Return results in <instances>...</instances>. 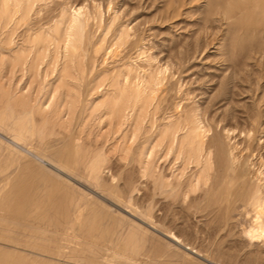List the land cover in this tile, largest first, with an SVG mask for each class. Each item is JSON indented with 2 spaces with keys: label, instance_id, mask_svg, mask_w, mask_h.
<instances>
[{
  "label": "rangeland",
  "instance_id": "obj_1",
  "mask_svg": "<svg viewBox=\"0 0 264 264\" xmlns=\"http://www.w3.org/2000/svg\"><path fill=\"white\" fill-rule=\"evenodd\" d=\"M9 1L0 0V257L10 253L3 259L11 264H264V242L242 232L250 217L240 203L232 197L224 211L215 200L255 187L264 198V68L254 59L247 60L254 69L232 66L235 24L218 16L217 35L200 31L208 0ZM205 41L213 44L194 51ZM192 132L202 146L190 143ZM218 149L236 164L239 181L221 179L233 170L217 164ZM169 230L182 241L171 242Z\"/></svg>",
  "mask_w": 264,
  "mask_h": 264
},
{
  "label": "bare ground",
  "instance_id": "obj_2",
  "mask_svg": "<svg viewBox=\"0 0 264 264\" xmlns=\"http://www.w3.org/2000/svg\"><path fill=\"white\" fill-rule=\"evenodd\" d=\"M9 1V0H8ZM21 1V0H20ZM46 1V0H45ZM10 2V1H9ZM35 2V1H34ZM43 2H44V0H43ZM178 2V1H177ZM208 7L206 8L207 10H206V12H205V16H204V14H202V16H204V23H203V25H204V30H201L200 29V31H205L206 33H207V36L209 35V36H214V35H217L216 33H217V26H215V22L217 21V20H219L218 19V16H220V18H224V19H228V20H231V22L233 23V24H235V26L234 27H231L232 28V30L230 31L231 32V34H230V36L232 37V43H231V45H230V49H231V60H232V66L233 67H235L236 68V66H237V64H238V66H240V68H242V69H244L245 67H251V69H254V68H252L253 66H251V64L247 61L248 59L249 60H251V59H254L255 60V65H254V67L256 66L258 69L259 68H264V0H208ZM40 3H41V0H40ZM112 3V2H111ZM5 4V3H4ZM10 4V3H9ZM21 4H23V3H21ZM180 4H181V2H180ZM5 5H7V4H5ZM11 5V4H10ZM15 5V4H14ZM27 5V4H26ZM30 5V4H29ZM18 6V5H17ZM19 6H20V4H19ZM18 6V7H19ZM17 7V8H18ZM179 7H181V6H179ZM12 8V7H11ZM25 8V7H24ZM28 8V7H27ZM8 9V8H7ZM6 9V6H5V10H7ZM13 9V8H12ZM15 9V8H14ZM205 10V9H204ZM18 11H19V9H18ZM22 11V10H21ZM24 11V10H23ZM31 11V10H30ZM179 11L180 10H178V12H176V13H179ZM76 12H78V11H76ZM80 12V11H79ZM204 13V12H203ZM15 14V13H14ZM17 14H18V12H17ZM16 14V15H17ZM175 15V14H174ZM14 16V15H13ZM179 16V15H178ZM172 17V16H171ZM20 18H23V17H20ZM25 19H26V17H24ZM23 18V19H24ZM28 18V17H27ZM162 18V17H161ZM164 19V18H163ZM202 19H203V17H202ZM10 20V19H9ZM20 20V19H19ZM76 20V19H75ZM221 20V19H220ZM223 20V19H222ZM221 20V21H222ZM223 21H226V20H223ZM242 21H248V23H246V24H244V25H241V22ZM21 22V21H20ZM19 22V23H20ZM80 22V21H79ZM227 22V21H226ZM72 23V21L70 22V24ZM228 24V23H227ZM78 25V24H77ZM77 25H75V27L77 26ZM83 25V24H82ZM200 26H201V24H200ZM71 27H73L74 28V26L72 25ZM70 27V28H71ZM81 28H82V26H80ZM230 27V26H229ZM78 28H79V26H78ZM77 28V31L80 33V31H79V29ZM128 29V28H127ZM82 30H83V28H82ZM85 30V29H84ZM131 30V29H130ZM67 31H69V30H67ZM128 31H129V29H128ZM127 31V32H128ZM198 31H199V29H198ZM84 32V31H83ZM75 33V32H74ZM79 33H77L76 32V36H77V34H79ZM196 33H197V31L195 32V36H196ZM199 33H201V32H199ZM82 34V33H81ZM80 34V35H81ZM84 34V33H83ZM138 34V33H137ZM202 34V33H201ZM198 35V34H197ZM204 35V34H203ZM89 36V35H88ZM82 37H83V35H82ZM82 37H80V38H82ZM125 37V36H124ZM129 37H130V35H129ZM140 37V36H139ZM197 37V36H196ZM202 37V36H201ZM127 38V37H126ZM210 38V37H209ZM212 38V37H211ZM79 39V38H78ZM83 39V38H82ZM140 39V38H139ZM197 39H198V37H197ZM216 39V38H215ZM88 40V39H87ZM192 40V39H191ZM205 40V39H204ZM209 40V39H208ZM239 40V41H238ZM78 41V43H79V40H77ZM83 41V40H82ZM89 41V40H88ZM122 41V40H121ZM199 41H200V39H199ZM212 41V40H211ZM72 42V41H71ZM74 42H76L75 40H74ZM81 42V41H80ZM206 42V41H205ZM209 42H210V40H209ZM83 43V42H82ZM81 43V44H82ZM124 43V42H123ZM192 43V42H191ZM201 43V42H200ZM200 43H198V45L196 46V50H194V51H197V50H200V47H205V48H207L209 45H212L213 43L211 42V44L210 43H205L203 46H201V44ZM72 44V43H71ZM215 44V43H214ZM228 44V43H227ZM66 45V44H65ZM186 45V44H185ZM73 46V45H72ZM187 46H188V44H187ZM187 46H185L184 48H186ZM195 46V45H194ZM215 46V45H214ZM225 46V45H224ZM72 47H70V49H71ZM76 48V47H75ZM188 48V47H187ZM228 48V47H227ZM228 50V49H227ZM186 51V50H185ZM190 51H192V49L190 50ZM189 51V52H190ZM235 51H237L236 53H235ZM76 52V51H75ZM199 52H202V51H199ZM196 53V52H195ZM190 54V53H189ZM192 54V53H191ZM194 54V53H193ZM199 54H201V53H199ZM180 55V54H179ZM185 55H187V54H183V56H185ZM197 55V54H196ZM182 57V56H181ZM187 56H185V58H186ZM175 58V57H174ZM184 57H183V59H185ZM190 58V57H189ZM252 61V60H251ZM187 62V61H186ZM167 63V62H166ZM175 63V62H174ZM240 64V65H239ZM254 64V63H253ZM187 65V64H186ZM165 66V65H164ZM237 66V67H238ZM243 66V67H242ZM164 68V67H163ZM166 68V67H165ZM168 68V67H167ZM239 68V67H238ZM239 68V69H240ZM237 70V69H236ZM249 70H250V68H249ZM248 70V71H249ZM255 70H257V69H255ZM240 71H242V70H240ZM250 71H252V70H250ZM226 72V71H225ZM244 71H242V73H243ZM256 73H258L257 71H255ZM260 73H261V71H259ZM253 73V72H252ZM252 73H251V75H252ZM231 74V73H230ZM239 74V73H238ZM150 75H151V73H150ZM234 75V74H233ZM235 75H236V73H235ZM244 75V74H243ZM157 77V76H156ZM156 77H155V79H156ZM169 77V76H168ZM223 77V76H222ZM226 77V76H225ZM230 77H231V75H230ZM229 77V80L228 81H230V79L232 78H230ZM235 77V76H234ZM233 77V78H234ZM245 77V76H244ZM243 77V78H244ZM254 77V76H253ZM259 77V76H258ZM151 79V78H150ZM163 79H165V78H163ZM222 79V78H221ZM235 79V78H234ZM246 79H247V77H246ZM153 80V79H152ZM243 80V79H242ZM245 80V79H244ZM161 81V80H160ZM240 81V80H239ZM151 82V81H150ZM163 82V81H162ZM227 82V81H226ZM146 83V82H145ZM152 83V82H151ZM157 83V82H156ZM159 83V82H158ZM234 83V82H233ZM256 83V82H255ZM230 84H232V83H230ZM229 84V86H231ZM236 84V83H235ZM251 84V83H250ZM158 85V84H157ZM223 82H222V87H223ZM227 85V84H226ZM234 85V84H233ZM156 86V85H155ZM142 87V86H141ZM150 87V86H149ZM234 87V86H233ZM236 87V86H235ZM238 87V86H237ZM134 88V87H133ZM132 88V89H133ZM137 88V87H136ZM152 88V87H151ZM157 88V87H156ZM167 88V87H166ZM153 89V88H152ZM155 89V88H154ZM153 89V90H154ZM158 89V88H157ZM160 89H161V87H160ZM229 88H227V89H225V90H228ZM230 89H231V87H230ZM123 90V89H122ZM125 90V89H124ZM144 90V89H143ZM224 90V91H225ZM232 90H233V88H232ZM118 91V90H117ZM158 91V90H157ZM189 91V90H188ZM188 91H186V92H188ZM133 92V91H132ZM134 92H135V90H134ZM156 92V91H155ZM155 92H152V93H155ZM173 92V91H172ZM136 93V92H135ZM168 93V92H167ZM231 93V92H230ZM190 94V93H189ZM232 94H233V92H232ZM263 94H264V92H263ZM124 95V94H123ZM163 95V94H162ZM120 96V95H119ZM143 96V95H142ZM260 96H262V93H261V95ZM136 97V96H135ZM141 97V96H140ZM258 97V96H257ZM118 98H121V97H118ZM117 98V102H120V101H122V100H120L119 101V99ZM123 98V97H122ZM164 98H165V96H164ZM155 99V98H154ZM134 100V99H133ZM136 100V99H135ZM157 100V99H156ZM162 100H163V98H162ZM259 100V99H258ZM260 100H262V99H260ZM139 100H137V102H138ZM140 101H141V99H140ZM161 101V100H160ZM211 101V100H210ZM257 101V100H256ZM264 101V100H263ZM116 102V103H117ZM124 102V101H123ZM147 102H148V100H147ZM212 102V101H211ZM230 102H232V101H230ZM261 102V101H260ZM260 102L258 103V104H260ZM115 103V104H116ZM135 103H136V101L134 102V105H135ZM144 103H146V101H144ZM263 103V102H262ZM119 104V103H118ZM124 104V103H123ZM160 104H161V102H160ZM182 104V103H181ZM120 105V104H119ZM210 105V104H209ZM122 104H121V106H117V108H122ZM168 106V105H167ZM112 107V106H111ZM147 107V106H146ZM179 107V106H178ZM184 107V106H183ZM186 107V106H185ZM192 107V106H191ZM179 109V108H178ZM196 108H194V110H193V112H196V110H195ZM114 110H115V107H114ZM119 110V109H118ZM181 110V109H180ZM187 110V109H186ZM191 110H192V108H191ZM190 109H189V112L191 111ZM207 110V109H206ZM117 111V110H116ZM170 112V111H169ZM174 112V111H173ZM185 112V111H184ZM184 112H183V114H184ZM188 111H186V114L187 115H189L190 113H192V112H190L189 113ZM235 112V111H234ZM182 113V112H181ZM181 113H179V115L181 114ZM116 114V113H115ZM117 114H118V112H117ZM186 114H185V116H186ZM195 114H197L198 115V113L196 112ZM208 114V113H207ZM251 114V113H250ZM177 115H178V113H177ZM252 116L254 115V114H251ZM184 116V115H183ZM193 116V114L190 116V117H192ZM199 116V115H198ZM194 117V116H193ZM203 117V116H202ZM249 117L251 118V116L249 115ZM255 118L257 117V116H254ZM178 118V117H177ZM186 118V117H185ZM187 118H189V116L187 117ZM212 118V117H211ZM9 119V118H8ZM225 119V118H224ZM10 120V119H9ZM8 120V121H9ZM181 120H182V118H181ZM193 120V119H192ZM195 120V119H194ZM252 120V119H251ZM6 121V120H5ZM4 121V122H5ZM179 121V120H178ZM183 121V120H182ZM187 121V120H186ZM190 122L189 123H191L192 121H191V119L189 120ZM197 121V120H196ZM195 121V122H196ZM255 121V120H254ZM257 121V120H256ZM172 122V121H171ZM180 122V121H179ZM184 122H185V120H184ZM184 122L182 123V125H184ZM186 123V122H185ZM257 123V122H256ZM180 124V123H179ZM187 124H188V122H187ZM187 124H185V126L187 125ZM196 124L198 125L199 123L198 122H196ZM195 124V125H196ZM253 124H255V123H253ZM14 125V124H13ZM194 125V124H193ZM193 125H191V126H193ZM200 125V124H199ZM198 125V126H199ZM172 126H174V125H172ZM188 126H189V124H188ZM5 126H3V128H4ZM174 127H177V126H174ZM179 127V126H178ZM178 127H177V130H178ZM183 127V126H182ZM234 127V126H233ZM7 128V127H6ZM17 128V125H16V127H15V129ZM183 128H185V127H183ZM195 128V127H194ZM209 127H207V129H208ZM20 129V128H19ZM18 129V130H19ZM174 129V128H173ZM182 129V128H181ZM197 129H199V128H197ZM21 130H22V128H21ZM190 130V129H189ZM191 130L193 131V128H191ZM190 130V131H191ZM209 130V129H208ZM229 130V129H228ZM231 130V129H230ZM229 130V131H230ZM242 130V129H241ZM245 130V129H244ZM9 131H12V130H9ZM173 131V130H172ZM182 131V130H181ZM194 131H196V129H194ZM14 132H15V130H14ZM17 132V131H16ZM15 132V133H16ZM26 132H27V129L25 130V134H26ZM187 132V131H186ZM21 133H23L22 131H21ZM29 133L30 132H28V135H29ZM191 133V132H190ZM192 133H194V132H192ZM199 133V132H198ZM197 132H195L194 134H192L191 136H190V143L192 144V143H194V142H197L199 145H201L202 144V141H201V139H200V137H199V134H198ZM24 134V133H23ZM170 134V133H169ZM187 134V133H186ZM214 134V133H213ZM22 134H19V133H16L15 135H14V137H15V139L16 140H19V141H21L23 138H22V136H21ZM177 135V134H176ZM24 136V135H23ZM172 136V135H171ZM206 136V135H205ZM212 138V137H211ZM26 139H28L27 137H26ZM25 139V140H26ZM214 140V139H213ZM184 141V140H183ZM209 141V140H208ZM215 141V140H214ZM18 142V141H17ZM17 142H15V141H12L11 142V144L12 145H15L16 147H18L19 149H21L22 151H24V152H27L28 154H30L31 156H33L35 159H37L38 161H40L41 163H44V165L45 164H50V165H52L53 167H54V169H56V170H58L59 172H61L62 170H64L65 169V165L63 166V165H61V164H59V163H57V162H55L54 160H52V159H50V158H47V157H45V156H43V155H40V154H35V153H33V152H31L30 150H28V149H23V147H21V145L20 144H18ZM27 142V141H26ZM8 143V142H7ZM24 143V142H23ZM171 143V142H170ZM212 143V142H211ZM209 144H210V142H209ZM205 145V144H204ZM228 145V144H227ZM14 146V147H15ZM198 146V145H197ZM202 146V145H201ZM215 146V145H214ZM208 147L210 148V147H212V144H210V146L208 145ZM2 148V147H1ZM223 148V147H222ZM208 149V148H207ZM189 150V149H188ZM192 150V149H191ZM220 149H218V159H217V164L220 166V167H222V168H225L226 170H227V168H230V166L232 165V170H233V172H232V174H231V172H227L226 173V171H224V177H222L221 179H223V181L226 179V182L228 183V181H230V180H232V181H234V182H237V181H239L238 179H239V175H237L238 174V172L239 171H237L238 169H237V166H236V164H234L233 162H232V160H227V159H225L224 157H223V155H222V153L219 151ZM232 150V149H231ZM190 151V150H189ZM188 151V153L190 154V152ZM214 152V151H213ZM188 153H187V156H190V155H188ZM205 153H206V151H205ZM231 153H232V151H231ZM201 154V153H200ZM233 154V153H232ZM204 155V154H203ZM216 155V154H215ZM228 156V155H227ZM263 156V155H262ZM200 157V156H199ZM208 157H209V155H208ZM74 158V157H73ZM209 159V158H208ZM232 159H233V157H232ZM240 159V158H239ZM212 160V159H211ZM59 161V160H58ZM200 161V160H199ZM241 162L239 163V164H241L242 163V160H240ZM208 162V164L210 165L211 163L209 162V160L207 161ZM212 162V161H211ZM216 162V161H215ZM263 162V161H262ZM193 163V162H192ZM200 163V162H199ZM198 163V165H200ZM63 164V163H62ZM70 164V163H69ZM76 164V163H75ZM217 164H214V165H217ZM242 166H243V164H241ZM204 166H205V164H204ZM241 166V167H242ZM42 167V166H41ZM67 167H68V165H67ZM72 167H74V165L72 166ZM219 167V168H220ZM241 167H240V169L239 170H241ZM245 167V166H244ZM69 168V170H71V168H70V166L68 167ZM218 168V167H217ZM222 168H220V169H222ZM261 169V168H260ZM68 170V169H67ZM74 170V169H73ZM204 170V169H203ZM202 169H201V171H203ZM216 170V169H215ZM231 170V169H230ZM231 170V171H232ZM55 171V170H54ZM57 171V172H58ZM64 171H66V169L64 170ZM76 171L77 170H75V174H76ZM200 171V172H201ZM221 171V170H220ZM237 171V172H236ZM56 172V171H55ZM56 172V173H57ZM58 172V173H59ZM67 172V171H66ZM204 172V171H203ZM202 172V173H203ZM218 172V171H217ZM217 172H216V175H217ZM237 173V174H235V175H233V173ZM205 173V172H204ZM220 173V172H219ZM222 173V172H221ZM60 174V173H59ZM58 174V175H59ZM212 174V173H211ZM60 175H62V173L60 174ZM65 175V174H64ZM68 175V174H67ZM213 175V174H212ZM212 175H211V177H212ZM215 175V176H216ZM245 175V174H244ZM66 176V175H65ZM242 176V175H241ZM241 176H240V178H241ZM245 177V176H244ZM262 177V176H261ZM64 178H66V177H64ZM243 178V177H242ZM68 179V178H67ZM197 179V178H196ZM211 179V178H210ZM220 177L219 176H216L214 179H213V184L214 185H218V183L219 182H221L220 180ZM69 180V179H68ZM130 180V179H129ZM212 180V179H211ZM243 180H244V178H243ZM243 180L241 179V181L243 182ZM234 182H233V184H234ZM245 182V181H244ZM223 184V183H222ZM232 184V185H233ZM237 184V183H236ZM251 184V183H250ZM249 184V185H250ZM221 185V184H220ZM231 185V184H230ZM229 185V187L231 188V186ZM240 185V184H239ZM249 185H247L248 187H249ZM210 186H211V184H210ZM209 186V188H213L214 186H212V187H210ZM224 186H225V184H224ZM238 186V185H237ZM260 186V185H259ZM234 187V185L232 186V188ZM244 187V186H243ZM247 187V188H248ZM255 187V186H254ZM235 188H236V185H235ZM246 188V187H245ZM260 188V187H259ZM259 188H257V187H255V188H250L251 190L248 192H246V193H244L243 195H236V194H234L233 195V193H234V191L236 190V189H233L234 191H233V193H232V195L233 196H231L230 195V193H229V191H225L226 193H220V195H219V197H218V199H217V195H216V199H215V197H214V199L217 201L218 200V203H219V205L220 206H222L221 207V209H223L224 210V208H226L224 205H223V203H228V201H230V200H232L233 201V198L235 199L234 201H236L237 203L239 202L240 204L238 205V208L240 209V208H242V210L244 211V212H242L241 214L243 215V213L244 214H246V215H248L249 217H250V220H249V222L247 221V217H246V221L247 222H243V223H246V224H243V223H241V221L238 223L239 225H240V223H241V225H243L241 228H242V232H243V234H244V237L246 236V238L248 237L249 238V241H251V243H252V241L253 240H262L263 242H264V198H263V196L261 195V191L263 190V188H261L262 190L260 191V189ZM223 189V188H222ZM221 189V186H220V189H218L219 190V192H220V190H222ZM213 190V189H212ZM230 190H232V189H230ZM211 191V190H210ZM215 192V191H214ZM218 192V193H219ZM232 192V191H231ZM243 192V191H242ZM34 193V192H33ZM36 193V192H35ZM210 193V192H209ZM216 193H217V190H216ZM217 193V194H218ZM235 193H236V191H235ZM264 192H262V194H263ZM42 194V193H41ZM213 195V194H212ZM13 197V196H12ZM11 196H10V198H12ZM15 197V196H14ZM233 197V198H232ZM59 198V197H58ZM209 198L211 199V196H209ZM213 198V197H212ZM9 199V198H8ZM21 199V198H20ZM60 199V198H59ZM61 199H63V197L61 198ZM214 199H212V201L214 200ZM12 199H9V202L11 201ZM55 200V199H54ZM15 201V200H14ZM60 201V200H59ZM232 201H231V203H232ZM242 201H245V202H243L244 204L243 205H241V202ZM8 202V201H7ZM7 202H5V203H7ZM9 202H8V204H9ZM20 202V201H19ZM22 202V201H21ZM56 202V201H55ZM61 202H62V200H61ZM215 202V201H214ZM235 202V203H236ZM1 203V202H0ZM42 203V202H41ZM213 203V202H212ZM217 203V202H216ZM230 203V202H229ZM8 204L6 205L7 206V208H8ZM16 204V203H15ZM24 204V203H23ZM56 204V203H55ZM59 204V203H58ZM58 204H56L57 206H58ZM63 204H65L64 202H63ZM222 204V205H221ZM2 205V204H1ZM66 205V204H65ZM231 206V204H228V206ZM234 205V204H233ZM3 206H4V203H3ZM13 206V205H12ZM51 206V205H50ZM52 206H54L53 204H52ZM59 206H60V204H59ZM237 206V205H236ZM10 207V206H9ZM19 207V206H18ZM21 207V206H20ZM215 207H218V206H215ZM49 208V207H48ZM51 208V207H50ZM55 208V207H54ZM62 208V207H61ZM229 208V207H228ZM228 208H227V211H228ZM1 209V208H0ZM3 209H5L4 207H3ZM8 209H10V208H8ZM21 210H22V208H20ZM20 209H18V210H20ZM56 209H57V207H56ZM56 209H54V210H56ZM64 209H65V206H64ZM63 209V210H64ZM113 209V208H112ZM230 209V208H229ZM234 209V208H233ZM37 209L35 208V212L37 213L38 212V210L36 211ZM49 211H50V209H48ZM51 210H53V208L51 209ZM62 210V211H63ZM222 210V211H223ZM238 210V209H237ZM236 209H235V211H237ZM2 211V210H1ZM4 211V210H3ZM7 211H9V212H7ZM6 212H7V214L8 213H10V210H7ZM25 211V210H24ZM23 211V212H24ZM34 211H33V213H34ZM48 211V212H49ZM57 212H58V210H56ZM225 211V210H224ZM226 211V212H227ZM231 211V210H230ZM240 211V210H239ZM238 211V212H239ZM30 212V211H29ZM47 212V213H48ZM53 212V211H52ZM57 212H55V213H57ZM64 212H65V210H64ZM66 212H67V210H66ZM221 212V211H220ZM229 212V211H228ZM241 212V211H240ZM13 213V212H12ZM16 213V212H15ZM47 213H44L43 212V214H47ZM230 213V212H229ZM1 214V213H0ZM57 214H59V213H57ZM64 214V213H63ZM216 214H217V212H216ZM215 214V215H216ZM225 214V213H224ZM1 215H3V213L1 214ZM5 215V214H4ZM18 215V214H17ZM21 215H24V214H21ZM31 214H29L28 216H30ZM36 215V214H35ZM39 215V214H38ZM37 215V216H38ZM50 215V214H49ZM218 215H221V214H219L218 213ZM226 215V214H225ZM229 215V214H228ZM236 215H238L237 213L235 214V216ZM241 215V216H242ZM6 216V215H5ZM27 216V215H26ZM52 216V215H51ZM227 216V215H226ZM234 216V217H235ZM239 216V215H238ZM244 216V215H243ZM4 217V216H3ZM31 217V216H30ZM32 217H34V214H33V216ZM36 217V216H35ZM53 217V216H52ZM223 217V216H222ZM230 217V216H229ZM6 218V217H5ZM11 218V217H10ZM48 218V217H47ZM49 218H50V216H49ZM232 218V217H231ZM244 218V217H243ZM12 219H14V218H12ZM16 219V218H15ZM51 219H53V218H51ZM223 219V218H222ZM2 220H4V219H2ZM2 220H0V221H2ZM50 220V219H49ZM88 220V219H87ZM86 220V221H87ZM236 220H237V218H236ZM11 221V220H10ZM27 221V220H26ZM91 221V220H90ZM90 221H88V222H90ZM239 221V220H238ZM237 221V222H238ZM243 221H245V220H243ZM4 222V221H3ZM14 222H17V221H14ZM28 222V221H27ZM10 223V222H9ZM32 223V222H31ZM31 223H29V224H31ZM5 224H8V223H5ZM5 224H3V225H5ZM25 224V223H24ZM33 224V223H32ZM31 224V225H32ZM87 225H89V223H86ZM27 225V224H26ZM35 224H33V226H34ZM84 225V224H83ZM86 225V226H87ZM5 226H7V225H5ZM36 226V225H35ZM85 226V227H86ZM1 227H4V226H2L1 225ZM28 227V226H27ZM30 227V226H29ZM42 227V226H41ZM40 227V228H41ZM46 227V226H45ZM90 227V226H89ZM6 227H4V230H6L5 229ZM94 228H95V225H94ZM94 228L92 229V227H91V229L92 230H94ZM2 230H3V228H1ZM26 229V231H27V228H25ZM29 229V228H28ZM88 229V228H87ZM12 230V229H11ZM82 230V229H81ZM24 231L25 230H23L22 232L24 233ZM25 231V232H26ZM30 231V230H29ZM31 231H32V229H31ZM30 231V232H31ZM35 230H33V232H34ZM38 231H39V229H38ZM38 231H35V232H38ZM84 231H86V229L84 228ZM89 231V230H88ZM29 232V233H30ZM32 232V233H33ZM28 233V234H29ZM90 233V232H89ZM88 233V234H89ZM165 233V232H164ZM27 234V233H26ZM37 234V233H36ZM40 234H42V233H40ZM85 234V233H84ZM169 234H170V236H169ZM169 234H168V237H169V239L170 240H172L171 242H176V243H179V242H181L182 240L180 239V237L179 236H177L175 233H173L172 231H170L169 230ZM23 235V234H22ZM31 236L33 235V234H30ZM86 235H87V233H86ZM90 235V234H89ZM93 235V234H92ZM167 235V234H166ZM2 236V235H1ZM21 236V235H20ZM24 236V235H23ZM39 236V235H38ZM43 236V235H42ZM51 236H53V235H51ZM85 236V235H84ZM83 236V237H84ZM25 237V236H24ZM89 237H91V236H89ZM23 238V237H22ZM33 238V237H32ZM96 238V237H95ZM100 238V237H99ZM132 238V237H131ZM25 239V238H24ZM30 239V238H29ZM47 239V238H46ZM84 239H88L89 240V238H85L84 237ZM14 240V239H13ZM16 240V239H15ZM94 240V239H93ZM102 240V239H101ZM18 241V240H17ZM22 241V240H21ZM37 241V240H36ZM40 241V240H39ZM91 241H92V239H91ZM96 241V240H95ZM95 241L94 242H92V243H94L95 244ZM16 242V241H15ZM20 242V241H19ZM18 242V243H19ZM23 242V241H22ZM48 242V241H47ZM46 242V243H47ZM88 242H90V241H88ZM97 242V244H99L98 243V240L96 241ZM170 242V241H169ZM45 243V242H44ZM70 243V242H69ZM79 243H81L80 241H79ZM31 244H33V243H31ZM90 244V243H89ZM93 244V245H94ZM171 244V243H170ZM181 244V243H180ZM35 245V244H34ZM51 245V244H50ZM57 245V244H56ZM76 245V244H75ZM82 245H83V242H82ZM92 245V246H93ZM96 245V244H95ZM29 246H32V245H29ZM52 246H53V244H52ZM87 246H89V245H87ZM184 246H186V245H184ZM35 248L37 247V246H34ZM33 247V248H34ZM57 246H55V248H56ZM79 247V246H78ZM83 247V246H82ZM96 247V246H95ZM99 247V246H98ZM101 247H102V245H101ZM187 247V249H191V247L190 246H186ZM41 248H42V251H44L43 250V247L41 246ZM41 248L39 249L40 251H41ZM46 248V247H45ZM84 248V247H83ZM86 248V247H85ZM89 248H90V246H89ZM93 249H94V247H92ZM53 249V248H52ZM71 249V248H70ZM102 249V248H101ZM45 250H49V249H45ZM84 250V249H83ZM89 250V249H88ZM95 250V249H94ZM8 251V250H7ZM41 251V252H42ZM54 251H56V250H54ZM53 251V252H54ZM62 251V250H61ZM90 251H91V249H90ZM96 251H97V249H96ZM96 251H93V252H96ZM114 251V250H113ZM4 252V251H3ZM2 252V253H3ZM53 252L52 253H50L49 251L47 252V253H49V254H53ZM118 252V251H117ZM192 252H198L196 249L194 250V248H192ZM45 253V252H44ZM91 253V252H90ZM1 254V253H0ZM5 254V253H4ZM3 254V257L4 256H7V254H8V258L7 257H5L6 258V260L7 259H10V256H11V254L10 253H7L6 255H4ZM97 254V253H96ZM10 255V256H9ZM48 255V254H47ZM1 256V255H0ZM12 256H14V255H12ZM129 256V255H128ZM3 257L1 258L0 257V264H11V263H9V261L7 262V261H5L4 259H3ZM21 257V256H20ZM26 257H27V255H26ZM12 258V257H11ZM18 259V258H17ZM17 259H16V262H17ZM35 259V258H34ZM20 260H22V259H20ZM19 260V261H20ZM25 260V259H24ZM30 260V259H29ZM28 260V261H29ZM116 260V259H115ZM18 261V262H19ZM26 261H27V259H26ZM16 262L14 261V263L13 264H16ZM23 262V261H22ZM22 262H20V264H22ZM99 262V261H98ZM115 262V261H114ZM25 263V262H24ZM29 263V262H28ZM31 263V262H30ZM97 263V262H96ZM34 264V263H33ZM132 264V263H131Z\"/></svg>",
  "mask_w": 264,
  "mask_h": 264
}]
</instances>
